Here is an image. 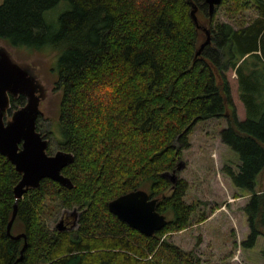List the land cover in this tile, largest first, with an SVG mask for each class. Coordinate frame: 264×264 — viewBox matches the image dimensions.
<instances>
[{"label": "trees", "instance_id": "1", "mask_svg": "<svg viewBox=\"0 0 264 264\" xmlns=\"http://www.w3.org/2000/svg\"><path fill=\"white\" fill-rule=\"evenodd\" d=\"M193 1L211 28V43L199 55L205 35L189 0L0 3V39L58 52V117L45 132L37 125L75 155L63 169L74 187L45 178L18 200L11 232L26 234L22 252L24 237L8 233L21 175L0 153V264H203L193 250L168 239L192 224L197 206L185 199L188 180L172 183L164 173L183 159L197 122L222 116L229 122L222 140L240 161L223 171L251 195L243 206L250 231L242 247L264 238V190L257 191L264 174V0L222 1L232 3L233 11L258 8V17L238 28L216 22L206 0ZM61 4L64 11L52 16ZM229 69L238 76L244 119L237 114ZM25 102L22 95L12 98L10 112ZM139 188L159 197L157 209L168 218L154 235L109 210L111 200ZM74 209V228L51 226L63 210ZM205 219L203 214L199 221Z\"/></svg>", "mask_w": 264, "mask_h": 264}, {"label": "rangeland", "instance_id": "2", "mask_svg": "<svg viewBox=\"0 0 264 264\" xmlns=\"http://www.w3.org/2000/svg\"><path fill=\"white\" fill-rule=\"evenodd\" d=\"M3 0H0L2 3ZM232 3L218 6L215 11L216 22H230L236 28L249 24L258 17L259 10L252 5L245 10L233 11ZM65 6L59 5L52 16L64 11ZM200 21L210 26L206 14L198 11ZM0 46H6L16 60L34 65L39 78L46 88L47 95L42 101L44 116L38 119V125L45 132L58 117L61 92L56 83L58 74L55 70L57 54L44 45L42 50L33 47H13L0 39ZM228 77L232 86V94L240 119L246 117V109L239 95L238 76L235 69H229ZM19 105V103H17ZM229 124L226 116L209 118L197 122L189 134L190 146L183 149V159L186 166L178 171L180 178L189 182L186 201L197 206L192 216V224L178 232L171 233L168 239L185 250H193L200 256L203 264H264V238L261 237L252 248H243L242 242L249 233L247 216L243 206L251 195L236 188L231 178L223 171L226 164L237 167L239 155L225 144L221 131ZM54 153L60 149L54 135L50 134ZM179 145V141H175ZM264 190V174L259 177L257 191ZM77 211V210H76ZM73 213V210L62 211L51 222L52 227L62 219L63 215ZM205 214L206 219L199 221ZM76 218L64 220L66 228L72 227Z\"/></svg>", "mask_w": 264, "mask_h": 264}, {"label": "water", "instance_id": "3", "mask_svg": "<svg viewBox=\"0 0 264 264\" xmlns=\"http://www.w3.org/2000/svg\"><path fill=\"white\" fill-rule=\"evenodd\" d=\"M222 1L206 0L210 16L214 15ZM189 3L192 7V18L205 35L197 51L199 55L211 43V28L200 21L197 4L193 0H189ZM20 95L26 97L25 104L10 112L12 98ZM46 95V88L36 67L16 60L8 47L0 46V153L15 165L21 175L14 189L16 202L8 223V233L12 238L24 237L22 252L27 245L26 234L11 232L17 217L18 200L29 189L38 188L45 178L53 179L67 188L74 187L73 180L63 172L65 167L74 162V153L64 149L49 153L50 140L38 130L37 121L44 116L41 105ZM185 166L186 162L181 160L173 171L165 172L164 176L175 183L179 178L178 171ZM158 201L159 197H151L146 189L139 188L114 198L108 206L112 213L131 227L145 235H154L168 223L167 216L157 209ZM63 221L61 219L57 224L59 230L66 229ZM76 225L77 221L73 226Z\"/></svg>", "mask_w": 264, "mask_h": 264}, {"label": "flooded vegetation", "instance_id": "4", "mask_svg": "<svg viewBox=\"0 0 264 264\" xmlns=\"http://www.w3.org/2000/svg\"><path fill=\"white\" fill-rule=\"evenodd\" d=\"M71 217L76 218L75 221H77V218H78V210H77L76 213H72V214H69V213H68V215H63V216H62V219L67 220V219H70ZM75 221H74V222H75ZM74 222H73V223H74ZM74 227H75V226H72V227H69V228H66V229H72V228H74Z\"/></svg>", "mask_w": 264, "mask_h": 264}]
</instances>
